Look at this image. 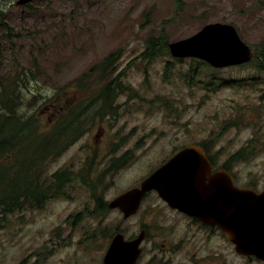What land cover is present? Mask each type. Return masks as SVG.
Instances as JSON below:
<instances>
[{"label": "rangeland", "instance_id": "374dc122", "mask_svg": "<svg viewBox=\"0 0 264 264\" xmlns=\"http://www.w3.org/2000/svg\"><path fill=\"white\" fill-rule=\"evenodd\" d=\"M17 1L0 0V88L30 69L34 77L29 76L31 82L21 92L25 119L37 116L41 131H47L52 112L45 102L64 88L62 106L79 102L91 119L84 120L86 134L47 167V174L73 172L75 178L64 190L69 199L1 221L0 264H103L123 215L108 207L95 215L98 196L108 206L182 147L223 148L225 155L238 152L239 161L251 157L244 161L248 164L259 158L263 176L252 177L264 181L263 153L253 157L244 150L264 135V68H256L258 62L264 65V0H36L28 7ZM208 24L233 26L254 52L253 60L218 70L191 59L179 63L171 55L149 63L140 58L149 37L164 31L169 43L178 42ZM118 51L120 63L106 81L99 80L100 72L85 78ZM189 69L197 70L189 74ZM118 75L122 85L105 94L112 103L103 108L101 90ZM80 79L82 88H76ZM221 80L234 84L221 85ZM210 82L214 84L207 90ZM34 94L43 100L34 102ZM126 153L125 166L110 171ZM79 174L103 185L95 194L77 179ZM148 201L160 202L156 195ZM147 221L158 233L159 211L144 209L122 223L126 240L138 235ZM144 247L147 255L162 253L161 242Z\"/></svg>", "mask_w": 264, "mask_h": 264}, {"label": "water", "instance_id": "95a60500", "mask_svg": "<svg viewBox=\"0 0 264 264\" xmlns=\"http://www.w3.org/2000/svg\"><path fill=\"white\" fill-rule=\"evenodd\" d=\"M33 1L18 0L16 4L22 7ZM169 50L174 58L200 59L218 69L252 60L251 48L227 24H208L194 37L170 43ZM208 165L200 147H187L153 172L140 187L116 197L109 208L123 214V223L137 214L148 192L157 191L174 209L203 221L212 217L221 221L240 254L257 255L264 260V194L255 197L245 191L235 192L218 181L209 189L198 187L199 177L210 173ZM122 223L117 227L103 264H136L141 254L145 233L127 241L120 232Z\"/></svg>", "mask_w": 264, "mask_h": 264}, {"label": "trees", "instance_id": "16d2710c", "mask_svg": "<svg viewBox=\"0 0 264 264\" xmlns=\"http://www.w3.org/2000/svg\"><path fill=\"white\" fill-rule=\"evenodd\" d=\"M120 55V51L110 54L100 64L95 65L85 78L100 72L99 80L106 81L108 72L119 65ZM165 55L170 56L169 39L162 31L160 36H152L147 39L146 49L140 58L146 62ZM177 61L183 63L184 60L177 59ZM192 61L198 60L192 59ZM198 62L210 68L209 64ZM256 68H264L263 63L258 62ZM189 70L190 74L197 69ZM29 76L34 77V73L30 69L27 73L25 71L17 73L13 81L0 88V228L2 227L1 221L5 220L8 215L25 210L38 211L53 200L65 198L64 190L67 184L73 181V172L60 173V171H56L47 174V167L86 134L84 120L91 119L89 112L79 102L69 108L62 106V96L67 95V88H64L45 102L52 112V117L49 118L52 123L49 127L47 126V131H41L43 124L40 118L31 116L25 119L20 113V105L24 100L21 92L28 88L31 82ZM34 81L37 82V80ZM221 81V85L234 84L233 81ZM240 82L242 83L244 80ZM74 84L76 88H82L81 79ZM116 84L122 85L119 75L101 90L103 108L112 103L110 97L105 94L111 92L112 87ZM213 84L214 82H210L206 86L207 90ZM41 100H43L42 96L33 95L34 102ZM129 155L130 153H126L117 159L109 170L119 171L125 166ZM77 179H80L85 186L93 187L92 191L95 194L98 192V188L103 185L101 181L94 183L81 174ZM98 197L101 203L97 201L95 215L107 211L108 207L106 203H103L105 201L101 200V195ZM80 216L81 214L73 217L74 224L79 221ZM94 238V236H89V239Z\"/></svg>", "mask_w": 264, "mask_h": 264}, {"label": "flooded vegetation", "instance_id": "af4514ba", "mask_svg": "<svg viewBox=\"0 0 264 264\" xmlns=\"http://www.w3.org/2000/svg\"><path fill=\"white\" fill-rule=\"evenodd\" d=\"M194 145L199 146L205 152L209 162L207 167H210V173L199 177L198 187L209 189L213 183L218 181L223 186L232 188L235 192L236 190L245 191L255 197L264 194V181L253 178L254 176H263L262 173L258 172L260 168L259 158L248 164L251 157L239 161L240 155L238 152L231 156L225 155L223 148L216 150L214 148L210 149L208 146L204 147L201 144ZM182 149L184 147L180 151ZM244 150L248 156L254 157L258 152L263 153L262 156H264V135H260L252 149L251 147H245ZM219 155L224 156L226 159L221 162L218 158ZM167 161H163L162 164ZM247 165H252L253 168L246 169L245 166ZM152 195H156L160 202L152 203L148 201ZM144 209H148L150 212L153 210L159 211L160 225H157L159 232L154 233L150 229V222L147 221L141 225L138 235L127 239L131 242L141 233H145V239L140 245L141 254L136 264H250L264 262L257 255L246 256L240 254L231 242L225 231V225L221 221L213 217L203 221L197 217L189 216L172 208L155 191H151L145 196L139 211L131 218H135ZM167 219L171 221L170 225L165 223ZM160 242L161 255H147L144 245L153 246ZM173 246H175V249H173ZM147 256L152 258H147ZM166 260L169 262L163 263ZM240 260L243 262H240Z\"/></svg>", "mask_w": 264, "mask_h": 264}]
</instances>
